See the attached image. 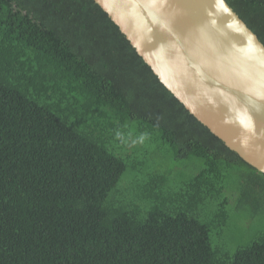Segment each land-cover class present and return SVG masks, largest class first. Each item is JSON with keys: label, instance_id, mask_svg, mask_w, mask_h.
Listing matches in <instances>:
<instances>
[{"label": "trees", "instance_id": "obj_1", "mask_svg": "<svg viewBox=\"0 0 264 264\" xmlns=\"http://www.w3.org/2000/svg\"><path fill=\"white\" fill-rule=\"evenodd\" d=\"M262 220L264 172L100 4L0 0V264H264Z\"/></svg>", "mask_w": 264, "mask_h": 264}, {"label": "water", "instance_id": "obj_2", "mask_svg": "<svg viewBox=\"0 0 264 264\" xmlns=\"http://www.w3.org/2000/svg\"><path fill=\"white\" fill-rule=\"evenodd\" d=\"M175 96L264 172V43L226 0H95Z\"/></svg>", "mask_w": 264, "mask_h": 264}, {"label": "rangeland", "instance_id": "obj_3", "mask_svg": "<svg viewBox=\"0 0 264 264\" xmlns=\"http://www.w3.org/2000/svg\"><path fill=\"white\" fill-rule=\"evenodd\" d=\"M255 226L264 227V220L258 222Z\"/></svg>", "mask_w": 264, "mask_h": 264}]
</instances>
